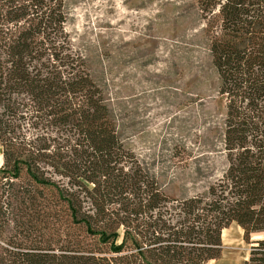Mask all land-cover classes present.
<instances>
[{
	"label": "trees",
	"instance_id": "16d2710c",
	"mask_svg": "<svg viewBox=\"0 0 264 264\" xmlns=\"http://www.w3.org/2000/svg\"><path fill=\"white\" fill-rule=\"evenodd\" d=\"M198 5L225 99L228 166L205 195L176 199L119 139L71 46L64 0H0V102L27 128L13 135L0 118L3 192L27 214H1L0 199V264H203L232 222L251 244L242 264H264V238L250 240L264 232V0Z\"/></svg>",
	"mask_w": 264,
	"mask_h": 264
},
{
	"label": "rangeland",
	"instance_id": "374dc122",
	"mask_svg": "<svg viewBox=\"0 0 264 264\" xmlns=\"http://www.w3.org/2000/svg\"><path fill=\"white\" fill-rule=\"evenodd\" d=\"M64 12L71 46L102 90L123 146L167 196L205 195L228 160L225 99L198 0H64ZM2 104L3 127L27 135L20 111ZM13 181L21 197L29 182ZM3 182L0 172L1 214L27 218ZM11 231L6 225L3 234Z\"/></svg>",
	"mask_w": 264,
	"mask_h": 264
},
{
	"label": "crops",
	"instance_id": "0c3cea01",
	"mask_svg": "<svg viewBox=\"0 0 264 264\" xmlns=\"http://www.w3.org/2000/svg\"><path fill=\"white\" fill-rule=\"evenodd\" d=\"M0 158V162H2L1 153ZM243 234V229L236 222H232L227 227H224L220 234V255L217 258L210 259L203 264H242L249 256L251 245L244 239ZM257 238H264V236L261 235V233L254 234L251 236L250 240Z\"/></svg>",
	"mask_w": 264,
	"mask_h": 264
}]
</instances>
